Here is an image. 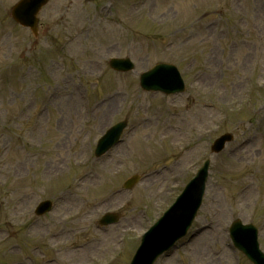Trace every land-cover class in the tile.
Returning a JSON list of instances; mask_svg holds the SVG:
<instances>
[{
    "label": "rangeland",
    "instance_id": "374dc122",
    "mask_svg": "<svg viewBox=\"0 0 264 264\" xmlns=\"http://www.w3.org/2000/svg\"><path fill=\"white\" fill-rule=\"evenodd\" d=\"M16 1L0 0V264H128L206 158L198 216L156 264H250L223 246L235 219L258 228L264 253V0H51L36 37L10 18ZM113 57L134 71L113 72ZM161 61L185 93L139 89ZM120 121L125 140L96 159ZM224 133L233 141L210 155ZM43 200L54 208L36 218ZM106 211L120 221L99 229Z\"/></svg>",
    "mask_w": 264,
    "mask_h": 264
},
{
    "label": "water",
    "instance_id": "95a60500",
    "mask_svg": "<svg viewBox=\"0 0 264 264\" xmlns=\"http://www.w3.org/2000/svg\"><path fill=\"white\" fill-rule=\"evenodd\" d=\"M47 0H21L15 7L12 8V17L24 26H29L34 28L35 26V15L39 8ZM111 67L114 69L126 70L130 67V64L126 60H112ZM142 84L144 87L154 90H161L165 93H170L175 90H182L183 86L180 79L177 75L173 73V67L169 65L158 64L153 67L147 73H144L142 76ZM115 136L106 138L107 146ZM225 140V139H224ZM223 143V139L218 144V146ZM199 192L195 193L192 197L185 198L186 201H183L181 205H193V201L198 198ZM247 231L246 238L237 239L239 245L238 248L241 249L255 264H264V256L259 251L258 245L255 242V235L253 236L252 229L250 227H241L238 222H236L232 228L233 238L235 239V234L238 230ZM145 240L149 241V237H146ZM168 238H163L161 243L167 244ZM146 254H138L133 262V264H141L144 259L143 256Z\"/></svg>",
    "mask_w": 264,
    "mask_h": 264
},
{
    "label": "bare ground",
    "instance_id": "6f19581e",
    "mask_svg": "<svg viewBox=\"0 0 264 264\" xmlns=\"http://www.w3.org/2000/svg\"><path fill=\"white\" fill-rule=\"evenodd\" d=\"M113 102L114 101H111L107 106H106V109H105V111H104V114L106 115V114H109V112H111V110H113ZM210 237H207L206 235L204 236V238H202V239H209ZM164 246V243H159V244H157V248H156V250L158 251V250H160L162 247ZM223 259H220L219 261L221 262Z\"/></svg>",
    "mask_w": 264,
    "mask_h": 264
}]
</instances>
